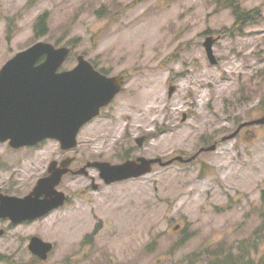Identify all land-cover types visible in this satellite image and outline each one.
<instances>
[{"label":"rangeland","instance_id":"1","mask_svg":"<svg viewBox=\"0 0 264 264\" xmlns=\"http://www.w3.org/2000/svg\"><path fill=\"white\" fill-rule=\"evenodd\" d=\"M237 3L259 14L236 30L231 10L215 0H0V68L44 40L71 49L60 70L82 54L106 74L125 76L120 92L78 132L73 168L136 156L188 158L217 143L190 162L154 164L137 178L105 184L96 175V188L83 174L64 176L67 200L15 228L23 256L0 264H202L241 248L250 251L243 260L264 264V125L222 140L264 114V0ZM41 14L46 33L35 36ZM208 36L215 64L203 46ZM58 150L52 140L20 149L0 142V190L25 195ZM32 235L53 243L46 260L28 251ZM3 241L10 245V235Z\"/></svg>","mask_w":264,"mask_h":264},{"label":"water","instance_id":"2","mask_svg":"<svg viewBox=\"0 0 264 264\" xmlns=\"http://www.w3.org/2000/svg\"><path fill=\"white\" fill-rule=\"evenodd\" d=\"M212 36L205 38L203 46L211 64L217 62L212 45ZM70 48L54 46L38 40L16 52L0 68V142L11 148L33 146L46 139H55L60 147L68 150L77 145L80 128L98 116L124 84V76L107 75L96 69L92 62L79 54L76 65L60 70L68 58ZM174 86L169 87V95ZM247 125H264V114L242 122L222 140L233 138ZM145 137L136 139L138 145ZM216 143L202 147L188 158L181 155L166 161L161 157L137 156L120 163L89 161L76 170L75 174L95 167L100 179L111 184L149 173L154 164L166 166L173 161L190 162L205 150H214ZM71 157L57 166L52 160L48 174L38 178L30 192L23 196L0 194V218L14 223L33 221L61 206L66 199L64 192L57 189L62 176L70 171ZM95 188V185H94ZM53 244L37 235L29 238L27 248L41 261L47 259Z\"/></svg>","mask_w":264,"mask_h":264},{"label":"flooded vegetation","instance_id":"3","mask_svg":"<svg viewBox=\"0 0 264 264\" xmlns=\"http://www.w3.org/2000/svg\"><path fill=\"white\" fill-rule=\"evenodd\" d=\"M47 140H52V141H56L57 143H58V146H59V150H58V153H57V156L56 157H58V158H56V159H52V160H55L56 162H57V166L61 163V161L62 160H64L65 158H68V157H71L72 158V161H71V163H70V165H69V168H70V171L69 172H67L66 174H64L63 176H62V178L64 177V176H66V175H68V174H71V175H79V174H75L74 172L76 171V170H78V169H80L82 166H84V165H86V163L87 162H89V161H86L83 165H81L79 168H73L72 167V164L76 161V157L75 156H73V155H71V151L73 150V149H68V150H65V149H63V148H61L60 147V145H59V142L57 141V140H53V139H47ZM45 141V140H44ZM38 145H39V143L38 144H36V145H34V146H30L31 148H36V147H38ZM13 149V148H12ZM18 149H20V148H18ZM52 160H50L49 161V163L52 161ZM92 161H95V160H92ZM49 163L47 164V166H46V169H45V171L43 172V174L41 175V176H39L38 178H40V177H44V176H46L47 174H48V165H49ZM90 169H93V171H96V172H94L95 174H93V173H90ZM98 170L96 169V168H94V167H90L89 169H88V171H87V169H86V172L85 173H83L84 175V177L86 178V179H88L89 180V186L90 187H94V185H95V187H98V184L96 183V175L98 176V178H99V175H98ZM38 178H37V180H38ZM62 178H61V180H60V182H59V184H58V186H57V189L58 190H60V191H62V189L59 187V185H61V182H62ZM100 179V178H99ZM36 180V181H37ZM36 181H35V183H36ZM35 185V184H34ZM33 185V186H34ZM33 186H32V188H33ZM31 188V189H32ZM31 190H29L28 192H30ZM9 194V193H6L4 190L3 191H1L0 190V194ZM65 193V192H64ZM66 194V193H65ZM12 195H16V196H19L18 194H16V193H13ZM22 195H24V194H22ZM66 200H67V195H66ZM23 224V222H19V223H14V222H12L11 220H9L8 218H0V262L1 263H5L6 262V260L5 261H3V258H8V256L9 257H11V258H17V259H19V258H21L22 256H23V252H24V240H23V238H22V236H21V232L20 231H18L16 234H13L12 233V231L15 229V228H17L19 225H22ZM10 235V245H5L4 244V241H3V238L4 237H7V236H9ZM9 246H10V252H8L7 250H8V248H9ZM6 248V250L4 251V249L3 248ZM13 264H21V263H19V261L17 260V261H15V263L13 262Z\"/></svg>","mask_w":264,"mask_h":264},{"label":"trees","instance_id":"4","mask_svg":"<svg viewBox=\"0 0 264 264\" xmlns=\"http://www.w3.org/2000/svg\"><path fill=\"white\" fill-rule=\"evenodd\" d=\"M217 5H219L222 8H229L232 12V15L234 17V22L232 25L233 29H239L243 24L246 22H249L256 18V16L259 14L258 9H252L247 10L244 8H241V6L237 3V0H215ZM46 14H41L37 17L35 24H34V34L35 36H42L46 33ZM72 54H70L71 56ZM69 56V58H70ZM94 66L97 68V65L94 64ZM99 69V68H98ZM103 73H106L104 70L99 69ZM261 209L264 213V188L261 190ZM249 250L246 248H241L240 253L236 255L235 257L230 254L229 252H224L219 255L214 256H206L202 264H250L251 259L247 258L244 259V255H249ZM188 264H191L190 261Z\"/></svg>","mask_w":264,"mask_h":264}]
</instances>
